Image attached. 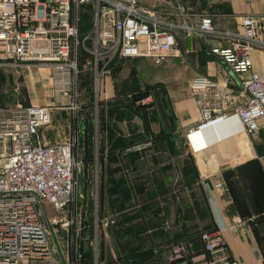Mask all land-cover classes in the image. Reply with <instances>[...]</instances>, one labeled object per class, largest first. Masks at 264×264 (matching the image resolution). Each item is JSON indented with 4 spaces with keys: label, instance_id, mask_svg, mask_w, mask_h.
Returning a JSON list of instances; mask_svg holds the SVG:
<instances>
[{
    "label": "crops",
    "instance_id": "crops-1",
    "mask_svg": "<svg viewBox=\"0 0 264 264\" xmlns=\"http://www.w3.org/2000/svg\"><path fill=\"white\" fill-rule=\"evenodd\" d=\"M138 6L147 19L174 27L178 45L163 65L146 57H100L104 99H115L113 104L118 106L116 118L111 117L110 155L137 140L154 141L152 147L127 154L123 162L109 156L101 164L105 200L137 202L132 208L124 204L104 211L101 220L116 216L117 229L134 235L133 242L113 243L103 224L102 242L96 249L93 231L84 227L75 248L59 247L58 259L66 264L79 252L83 259L78 264H173V245L188 243V254L193 257L204 247L201 241H190L219 229L233 259L264 264V121L253 135L237 116L188 133L201 118L189 93L190 80L202 74L239 82L211 50L228 43L223 32L236 33L241 16H264V0H138ZM205 15L212 17L218 34H187L183 26L198 28ZM253 56L255 69L264 74V52L254 51ZM158 65L164 77L154 79ZM18 67L19 73H13L7 69L17 67L0 66L1 116L23 104V91L28 103L45 104L49 83L47 78L42 80L40 70L47 69H38L40 84L34 85L36 74L32 78L25 75L22 65ZM131 91L135 95L151 91L154 102L140 104ZM68 108L54 111L52 123L41 129L44 143L64 138L68 118L60 113L67 114L62 110ZM76 131L82 130L76 127ZM218 175L224 187L210 194L206 184L213 185Z\"/></svg>",
    "mask_w": 264,
    "mask_h": 264
},
{
    "label": "built area",
    "instance_id": "built-area-1",
    "mask_svg": "<svg viewBox=\"0 0 264 264\" xmlns=\"http://www.w3.org/2000/svg\"><path fill=\"white\" fill-rule=\"evenodd\" d=\"M93 5L91 31L82 41H91L96 59L119 54L125 58L146 57L160 64L178 45L174 27H162L147 19L138 0H0V66L44 64L49 66L52 91L74 108L79 63L74 52L79 43L83 6ZM236 33L223 32L228 43L212 48L239 77L213 79L198 74L189 82V93L200 113V121L188 129L193 133L237 116L244 130L253 135L264 121V74L255 69L254 51L264 52V16L245 14ZM187 34L216 35L210 15L202 17L198 28L184 25ZM100 72V71H99ZM101 83V72L98 77ZM64 102V101H63ZM55 99L48 104H17L0 115V264H64L50 240L51 227L69 233L68 249L77 245L83 227L66 213L72 202L79 172L74 156L73 136L44 143L41 129L52 123V114L65 103ZM143 105L154 102V95L138 99ZM70 108V107H69ZM153 140L125 148L124 154L152 147ZM220 176L209 193L223 188ZM48 204L55 213L48 214ZM241 222V221H238ZM201 241L204 250L190 257L188 243L171 247L173 264H241L230 256L219 229L205 231L190 242ZM82 254L77 252L78 264Z\"/></svg>",
    "mask_w": 264,
    "mask_h": 264
},
{
    "label": "rangeland",
    "instance_id": "rangeland-1",
    "mask_svg": "<svg viewBox=\"0 0 264 264\" xmlns=\"http://www.w3.org/2000/svg\"><path fill=\"white\" fill-rule=\"evenodd\" d=\"M80 15L81 21L79 23V43L74 49V52L77 55V61L79 63L78 66H80V73H78V81L76 84L78 96L75 107H71L72 105H70V100L68 98L62 100L60 97H56L53 94L52 77L49 66L44 64H34L28 66L22 65L23 72L25 75L27 74V76L31 75L32 78L34 74H36V77L34 76L35 80L33 79L35 85L36 81V84H40V78L37 75V72L39 71L38 69L46 68L47 72L40 70L42 74V80L47 78L49 83L48 91L45 95V101L43 103L48 104L55 99L56 101L60 102L64 101V106L70 107L66 110H62L67 112V114L60 113V115L63 118H68L66 120V131L68 132L65 133V136L70 134L73 136L74 156L77 163L76 167L79 168L80 171L75 172L76 183L73 189L72 202L65 209L66 213L76 218L77 227H87L93 231L91 239L95 238L96 249L98 247L97 243H100L101 245L102 242L101 230L103 224H107L106 230H108L110 233V238L111 240L113 239V243H119V245L122 246L123 244L120 241L124 239L127 244H132L134 235H123L120 233V231L117 229L116 216L106 217L105 219L101 220L102 213H104V211H114V209L118 207L122 208L124 204L127 208H132L135 204H137V202H109L108 200L106 201L105 197L103 196L104 185L102 181L101 164L109 156H111V158L114 160H119L120 162L127 160V157L124 154L125 149H118L116 153H114L115 156L110 155V151L113 146L111 144L113 131L111 117H115L118 106L113 104L115 103V99H104V94L102 92L103 82L98 83V77H100L101 72V59H96L95 53L93 52L94 47L92 46L91 41H82L83 35L91 31L93 5L88 4L83 6L80 11ZM162 65H158L157 68H155L156 72L154 74L155 77L153 75L154 79L160 77L161 75L164 77ZM164 66H166V64ZM20 69L21 68L17 67L9 68L7 70L13 73H19ZM24 89L25 86H23V90ZM150 93L152 94L151 91H147V93L144 95H135V93L131 91L130 94L132 98L135 97L139 99ZM27 99L26 92L23 91V106L31 104L28 103ZM76 127L82 131L77 132ZM142 142L144 141L140 142L137 140L132 144L126 145L125 148ZM111 188L114 187H109V189ZM45 206L47 207L49 215L55 213L48 204H45ZM104 220L105 222L103 223ZM63 231V228L60 226L53 225L51 227L50 240L52 245L57 248V251H59V247H63L64 245H67L68 243L70 244L71 242L69 235L66 236ZM66 233L68 234V232ZM77 238L80 239L81 234L77 236ZM92 242V244H94V241ZM39 264L51 263L44 262Z\"/></svg>",
    "mask_w": 264,
    "mask_h": 264
},
{
    "label": "trees",
    "instance_id": "trees-1",
    "mask_svg": "<svg viewBox=\"0 0 264 264\" xmlns=\"http://www.w3.org/2000/svg\"><path fill=\"white\" fill-rule=\"evenodd\" d=\"M153 144H154V141H153Z\"/></svg>",
    "mask_w": 264,
    "mask_h": 264
}]
</instances>
